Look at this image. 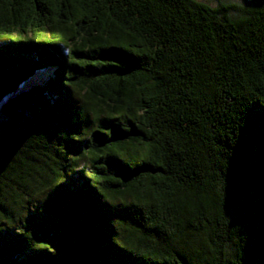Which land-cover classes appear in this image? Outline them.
I'll list each match as a JSON object with an SVG mask.
<instances>
[{
	"label": "trees",
	"instance_id": "trees-1",
	"mask_svg": "<svg viewBox=\"0 0 264 264\" xmlns=\"http://www.w3.org/2000/svg\"><path fill=\"white\" fill-rule=\"evenodd\" d=\"M0 264H264V0H0Z\"/></svg>",
	"mask_w": 264,
	"mask_h": 264
},
{
	"label": "rangeland",
	"instance_id": "rangeland-1",
	"mask_svg": "<svg viewBox=\"0 0 264 264\" xmlns=\"http://www.w3.org/2000/svg\"><path fill=\"white\" fill-rule=\"evenodd\" d=\"M199 1L209 3L211 5H215L220 0H199ZM236 1H239V0H236ZM44 74H41L40 77H36V78H39V80H33V81L31 80V82L29 81L25 86H23L21 88L19 93H25V92L29 91L30 89H34V88H38V87L42 86L47 81V76H45ZM9 99H11V97L6 99L5 102H7Z\"/></svg>",
	"mask_w": 264,
	"mask_h": 264
}]
</instances>
